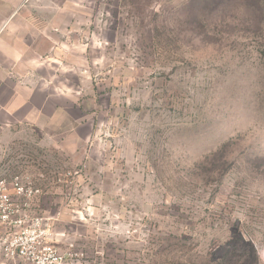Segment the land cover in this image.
<instances>
[{"label": "rangeland", "instance_id": "1", "mask_svg": "<svg viewBox=\"0 0 264 264\" xmlns=\"http://www.w3.org/2000/svg\"><path fill=\"white\" fill-rule=\"evenodd\" d=\"M65 13L15 75L66 95L71 119L55 143L2 145L0 177L29 176L59 249L89 264H264V0Z\"/></svg>", "mask_w": 264, "mask_h": 264}, {"label": "crops", "instance_id": "2", "mask_svg": "<svg viewBox=\"0 0 264 264\" xmlns=\"http://www.w3.org/2000/svg\"><path fill=\"white\" fill-rule=\"evenodd\" d=\"M70 1L0 0V147L27 134L55 143L61 139L55 134L63 120L71 119L62 101L66 95L44 82L15 75L16 70L30 68L29 54L39 53L47 38L61 34L59 23Z\"/></svg>", "mask_w": 264, "mask_h": 264}, {"label": "built area", "instance_id": "3", "mask_svg": "<svg viewBox=\"0 0 264 264\" xmlns=\"http://www.w3.org/2000/svg\"><path fill=\"white\" fill-rule=\"evenodd\" d=\"M41 194L27 175L0 177V264H89L72 244L59 249L48 219L32 208Z\"/></svg>", "mask_w": 264, "mask_h": 264}]
</instances>
